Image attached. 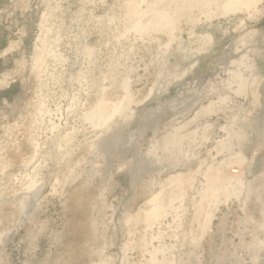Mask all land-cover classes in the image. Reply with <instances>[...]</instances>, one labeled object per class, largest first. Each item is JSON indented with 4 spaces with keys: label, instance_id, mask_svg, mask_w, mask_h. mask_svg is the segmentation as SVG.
Returning <instances> with one entry per match:
<instances>
[{
    "label": "rangeland",
    "instance_id": "rangeland-1",
    "mask_svg": "<svg viewBox=\"0 0 264 264\" xmlns=\"http://www.w3.org/2000/svg\"><path fill=\"white\" fill-rule=\"evenodd\" d=\"M210 1L0 0V264H264V0Z\"/></svg>",
    "mask_w": 264,
    "mask_h": 264
},
{
    "label": "bare ground",
    "instance_id": "bare-ground-1",
    "mask_svg": "<svg viewBox=\"0 0 264 264\" xmlns=\"http://www.w3.org/2000/svg\"><path fill=\"white\" fill-rule=\"evenodd\" d=\"M187 1V3L189 4V5H191L192 3H195V4H198V5H201V4H203V3H206V2H208V0H186ZM216 0H211L210 1V3H212V2H215ZM244 2H247V3H251V2H253V0H244ZM254 3V2H253ZM252 3V4H253ZM229 9H231L230 7L228 8V7H226L225 8V10H229ZM176 11L177 12H179V13H181L182 11H181V9L180 8H178V9H176ZM168 20V17L167 16H159L158 17V22L160 21V20ZM202 40H203V38H202ZM199 42H202V41H199ZM203 42H205V44H206V40L204 39V41ZM208 43V42H207ZM204 44V43H203ZM204 44V45H205ZM206 47V46H205ZM199 48V47H198ZM204 48V47H203ZM198 50H200V49H198ZM201 51H203V50H201ZM124 87V86H123ZM125 88V87H124ZM128 103H129V98L127 97V98H125L124 99V103H122L119 107H117L116 108V110H115V112H117V113H124L125 112V110H126V108H127V106H128ZM122 113V114H123ZM124 116V115H123ZM122 117V116H121ZM173 136V135H172ZM172 136H171V138H172ZM168 137V136H167ZM174 137H176V136H174ZM178 137V136H177ZM173 138L172 140H174V141H171L170 140V138H169V142L167 141V143H170L169 145L167 144V143H165L166 141H164L165 140V138L162 140V142L164 141V148H166V146H170V145H174L173 147H177L178 146V144L179 143H176L177 141H178V138ZM167 139V138H166ZM173 142V143H172ZM163 144V143H162ZM222 144H225V143H222ZM222 144H221V146H222ZM228 144V143H227ZM226 144V146H228V147H230V145H227ZM155 145V144H154ZM179 145H181V144H179ZM162 147V148H163ZM173 147H171V148H173ZM180 147V146H179ZM182 148V147H181ZM120 149V148H119ZM170 149V148H169ZM174 149V148H173ZM177 149V148H176ZM224 149V148H223ZM172 150V149H171ZM179 150V149H178ZM177 152V151H176ZM177 153H179V152H177ZM176 153V154H177ZM181 153V152H180ZM152 163H153V165L154 166H156V162H154V161H152ZM153 166V167H154ZM236 177V176H235ZM237 179H235V181H236V184L234 185V186H237V187H239V188H241L242 189V187H244L245 189V192H246V195H247V197L249 198L251 195L252 196H255L256 197V203L260 206V215L262 216V221H263V223H262V225L260 226V228H262L263 229V234H264V182H263V188H261V190L259 191V189H255V187H254V183H252V182H247L246 181V177L244 176V175H240L239 177H236ZM228 181V183H229V181L230 180H227ZM226 185H227V183H226ZM226 185H224V186H226ZM40 186V184H33V183H31V184H29L28 185V190H29V197H28V202H27V205H31L32 204V202H33V200L31 199V194L33 193V191L35 190V189H37V187H39ZM223 186V187H224ZM228 186V185H227ZM222 189V188H221ZM236 189V188H235ZM243 190V189H242ZM219 191V190H218ZM239 191V190H238ZM220 192V191H219ZM240 196H241V194H240ZM171 203H169L168 205H170ZM27 208V207H26ZM25 209V208H24ZM250 223H251V225H252V227L254 226V224H253V222H251L250 221ZM257 242H259V241H257ZM263 242H264V240H263ZM259 245H261L259 248H260V250L256 253V252H253V251H251V249L252 248H250L249 247V250H247L246 252H250L251 254H252V259L253 260H255V259H258V260H260V259H264V255H263V249H264V246L262 247V243H260ZM241 249H243V248H241ZM247 249V248H246ZM170 263H172V262H170Z\"/></svg>",
    "mask_w": 264,
    "mask_h": 264
}]
</instances>
